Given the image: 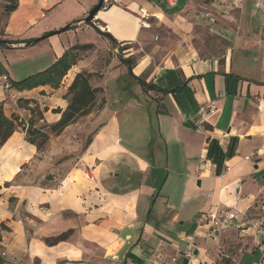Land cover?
<instances>
[{"label":"crops","instance_id":"crops-1","mask_svg":"<svg viewBox=\"0 0 264 264\" xmlns=\"http://www.w3.org/2000/svg\"><path fill=\"white\" fill-rule=\"evenodd\" d=\"M98 2L18 0L1 21L3 40L25 42L79 22L43 40L53 60L86 45L114 56L102 65L100 85L90 80L103 91L100 108L50 138L43 152L23 129L0 149V264H239L247 252H259L251 263L264 264V235L238 224L215 232L198 220L233 209L264 228L257 0H105L92 25L83 23ZM220 3L239 11L232 27L219 26L225 51L177 38L179 22L188 30L212 22ZM145 15L160 32L143 24ZM87 61L78 59L59 88H36L9 108L3 96L0 106L27 124L37 105L43 121L56 124L61 114L53 112L68 107L77 74L95 73ZM84 120L92 134L76 155L81 146L67 133Z\"/></svg>","mask_w":264,"mask_h":264},{"label":"rangeland","instance_id":"rangeland-1","mask_svg":"<svg viewBox=\"0 0 264 264\" xmlns=\"http://www.w3.org/2000/svg\"><path fill=\"white\" fill-rule=\"evenodd\" d=\"M6 6V2L4 0H0V27H1V21L6 16L4 12V7ZM213 8V7H211ZM220 10V11H218ZM215 11V17L214 21L207 22H197L193 25V27L190 26L186 27L185 22H179L180 27L182 29V36H178V39H186L188 38L187 43L195 46V47H207L212 53H214L216 50H220L221 52L225 51L228 47L229 43L227 41V37L224 32H221L219 26L221 28H229L232 27L231 23H234L235 20L239 17V11L236 9L235 6H229L225 3H220V9ZM146 19H144L145 26L150 27L151 30L154 32L159 31L160 29L156 26V20L149 15H145ZM179 27V28H180ZM65 28V26L63 27ZM63 28H60L63 29ZM75 30V29H74ZM74 30L71 29V31H67L64 34H68V32H74ZM75 37V36H74ZM89 37V36H87ZM91 39V36L89 37ZM46 41H39L37 44L29 46V47H16L11 49L13 46H11L10 49H6L2 45H0V61L3 64L4 68L6 69L7 75H9L10 80L13 81L15 84H19L23 82L24 80L35 76L39 73H42L49 69L51 66L55 64L57 60H53L51 57V53H49V49H47ZM153 42H158L157 38L153 39ZM75 54L78 59L86 58L88 61V69L87 70H94V74L91 75V79H93V83L95 86L100 85L101 81V74H102V65L104 61L109 60L110 57L114 56L112 53L105 56L103 55V51L95 52V49H89V50H77L75 51ZM118 56V54H115ZM127 55V54H126ZM124 56V54H122ZM2 76H0V98H3V96H7L5 99L6 105L9 108L10 106L19 105L21 102V99H24L25 95L34 90V89H19L18 87H14L11 92H7L4 89V82L1 79ZM65 80V77L61 81L60 85L63 84ZM97 80V83H96ZM50 87L49 85H46ZM46 86H40V87H46ZM39 88V87H38ZM100 89V88H98ZM102 90V89H101ZM4 91L7 92L4 94ZM103 92V91H102ZM102 92L98 95V101L96 102L95 106L93 107L91 113L95 112L97 108H100L103 104V101L100 100L102 98ZM11 94H15L18 97V100H12ZM20 97V98H19ZM71 98V97H70ZM20 99V100H19ZM16 102V103H14ZM36 104V103H34ZM34 112L32 113V119L28 121L26 124V127L23 126L19 128V130H27L29 128V124L32 125L33 129H36L38 131H41L45 135L48 136V140L52 138L54 135H58L52 132L51 128L55 124H50L47 121H43V112L37 105L33 107ZM55 113V112H53ZM85 117V116H84ZM80 119V118H79ZM78 119V120H79ZM93 126V129L96 128V123ZM83 127L79 128L78 130H71L67 133V140H71L72 142L76 143L79 147L81 146V149H78V153L76 155H79L82 148L86 145L87 141L91 137V129H89L90 123L87 121H82ZM42 141V138H37V142L40 143ZM45 147L40 151L43 152L45 150ZM75 155V156H76ZM67 156V155H66ZM72 157L74 155H71ZM64 158H68L64 157ZM52 180V177L48 176L47 181ZM260 257L259 252H247L245 254V257L243 260L239 262V264H253L251 262L257 260Z\"/></svg>","mask_w":264,"mask_h":264},{"label":"trees","instance_id":"trees-1","mask_svg":"<svg viewBox=\"0 0 264 264\" xmlns=\"http://www.w3.org/2000/svg\"><path fill=\"white\" fill-rule=\"evenodd\" d=\"M6 6L4 7L5 15L14 12L17 9L18 0H5ZM75 23V22H73ZM92 25V23H89ZM71 29V28H70ZM95 29L100 33L104 34L98 28ZM49 34L45 36L28 41L21 40H4L0 45H19L27 42H34L37 40L42 41L48 37ZM0 40H3V35L1 34ZM35 45V44H34ZM92 45L86 46H74L65 52V54L59 58L53 66H51L46 71L32 76L19 84H15L11 81L14 87L19 89H36L40 86L49 85L51 88L57 89L60 87V83L63 78L68 74V72L77 64L78 58L75 54L77 50H89L92 49ZM7 75L6 69L0 61V76ZM91 74L82 72L78 73L75 77L73 83L68 89V96L71 97L69 100V105L64 112L61 110H55V113L61 114V119L52 126L51 130L55 134H60L64 129H66L71 124L75 123L79 118L91 113L93 107L95 106L99 93L102 92L101 89L92 88L90 85ZM22 103V101L20 102ZM35 103L27 101L26 104ZM33 113L34 110L31 109ZM22 126L26 127V123L21 121L16 115L8 117L5 114L4 108L0 106V149L8 141V139ZM37 138H42L40 143L37 142ZM27 141L33 145H36L39 150L43 149L48 141V136L32 128L29 124L27 129ZM68 233L62 234L59 237L47 239L49 245L56 244L59 241H63L68 237Z\"/></svg>","mask_w":264,"mask_h":264},{"label":"built area","instance_id":"built-area-1","mask_svg":"<svg viewBox=\"0 0 264 264\" xmlns=\"http://www.w3.org/2000/svg\"><path fill=\"white\" fill-rule=\"evenodd\" d=\"M167 4L169 6H175L176 0H167ZM256 8L261 13L262 21L264 23V0H257ZM145 25V23L143 22ZM13 47L15 45H12ZM4 82V89L7 92H11L13 86L11 84L10 78L7 75H3L1 77ZM12 100H17V96L15 94H11ZM201 224L208 225L211 230L215 232L222 231L224 229L233 227L235 225H239L240 229L243 232H251L256 235H264V228L259 226L256 222H254L246 213L237 212L233 209H225L220 214L216 215H203L199 219ZM3 258H7V254H2ZM19 262L16 259L7 260L6 264H18ZM257 264V263H254Z\"/></svg>","mask_w":264,"mask_h":264},{"label":"water","instance_id":"water-1","mask_svg":"<svg viewBox=\"0 0 264 264\" xmlns=\"http://www.w3.org/2000/svg\"><path fill=\"white\" fill-rule=\"evenodd\" d=\"M104 3H105V0H99L98 4L89 12L87 17L83 20V23H86V24L92 23L94 21L95 17L97 16V14L99 13V11H101L103 9ZM75 23H79V22H75ZM75 23L70 24V25L66 26L65 28L58 30L56 32H52L49 35L61 34L65 31L69 30L70 28H72V26H74ZM2 42H4V40H0V44ZM36 42H37V40H35L34 42H27V43L21 44V47H29V46L36 44Z\"/></svg>","mask_w":264,"mask_h":264}]
</instances>
